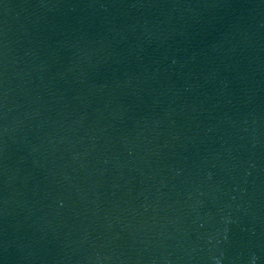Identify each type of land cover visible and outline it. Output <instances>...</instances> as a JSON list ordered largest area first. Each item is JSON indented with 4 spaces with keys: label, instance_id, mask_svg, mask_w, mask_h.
<instances>
[{
    "label": "water",
    "instance_id": "obj_1",
    "mask_svg": "<svg viewBox=\"0 0 264 264\" xmlns=\"http://www.w3.org/2000/svg\"><path fill=\"white\" fill-rule=\"evenodd\" d=\"M0 264H264V0H0Z\"/></svg>",
    "mask_w": 264,
    "mask_h": 264
}]
</instances>
